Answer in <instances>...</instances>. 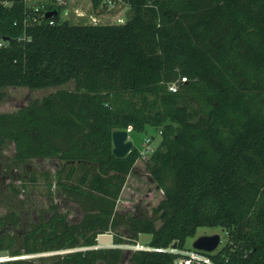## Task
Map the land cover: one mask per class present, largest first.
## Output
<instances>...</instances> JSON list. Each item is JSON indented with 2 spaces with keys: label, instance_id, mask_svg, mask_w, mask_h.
Wrapping results in <instances>:
<instances>
[{
  "label": "trees",
  "instance_id": "16d2710c",
  "mask_svg": "<svg viewBox=\"0 0 264 264\" xmlns=\"http://www.w3.org/2000/svg\"><path fill=\"white\" fill-rule=\"evenodd\" d=\"M130 1L117 24L33 21L24 0H0V99L7 86L74 83L0 112V147L13 141L16 163L69 165L56 183L87 210L70 223L53 203L22 248L0 234L11 256L0 264H121V225L132 244L151 235L152 249H134L127 264H176L203 226L229 233L217 252L201 250L212 264H264V0ZM147 125L161 136L144 161L163 197L151 215L126 216L118 199L143 158L135 145L116 156L113 131ZM109 231L115 245L98 246ZM47 251L56 253L24 256Z\"/></svg>",
  "mask_w": 264,
  "mask_h": 264
},
{
  "label": "rangeland",
  "instance_id": "374dc122",
  "mask_svg": "<svg viewBox=\"0 0 264 264\" xmlns=\"http://www.w3.org/2000/svg\"><path fill=\"white\" fill-rule=\"evenodd\" d=\"M75 8L79 7V11H84V16L80 18L86 20L91 19L89 11L91 3L89 0H74ZM75 13L73 18L76 19ZM89 18V19H88ZM92 21V20H90ZM74 88L73 81H70L61 86H47L43 88H31L28 86H7L4 88L5 97L0 99V112L13 111L30 101L42 98L50 92L60 88ZM129 136L133 140L134 145L143 150L146 146V139L150 137L151 147L155 149L161 141V136L158 131L151 125H147L144 130L134 131L128 128ZM15 146L13 141H7L0 147V220H4L3 225H0V234L12 235L15 237L16 248H22L23 238L25 233L32 230L34 226L40 222L50 219L54 212L53 203L57 204L58 212L66 213L67 220L70 223L77 222L87 212L86 207L79 202L78 199L70 197L63 187L56 183L55 172L57 169L64 167L63 176L69 169V165L58 158H33L26 163H16L14 160ZM149 158V157H148ZM146 159H140L131 174L127 176L125 187L118 199L117 209L126 216H149L152 213L153 206L157 205L163 197V191L156 184L154 179L146 167ZM50 174L49 179L45 174ZM79 168L74 177L66 183H76L79 180ZM52 184L50 185V181ZM160 221H157V225ZM116 232L127 239L126 243L121 246L125 248L121 264H127L131 252L136 248L146 246V241H141V236L135 244L129 241L131 233L121 225ZM115 231H109L115 235ZM220 234L222 241L216 248L217 252L229 240V233L225 227H207L198 228L194 237H190L186 243L187 251L198 250L193 247L194 240L200 235ZM114 243H99L98 246H113ZM174 248H176L174 246ZM64 250L60 251L63 252ZM65 252V251H64ZM56 252L47 251L37 254L24 255L25 257H37L40 255H49ZM9 257L10 253H8ZM98 264H104L100 261Z\"/></svg>",
  "mask_w": 264,
  "mask_h": 264
},
{
  "label": "built area",
  "instance_id": "2783aa9c",
  "mask_svg": "<svg viewBox=\"0 0 264 264\" xmlns=\"http://www.w3.org/2000/svg\"><path fill=\"white\" fill-rule=\"evenodd\" d=\"M28 6H30L31 14L33 16V21H39V17L43 16L45 18H50V23H55L52 18L56 14H59L62 19H73L79 21V15L84 16V11H79V7L75 8L74 11L73 3L74 0H24ZM91 3V10L89 11V16L91 19L86 20L85 18H80L90 23H117L123 24L127 20V13L131 8L130 0H89ZM7 3V2H5ZM56 11L54 14L47 16V13L51 11ZM73 13H75L76 19L73 18ZM86 17V16H84ZM92 20V21H90ZM186 80V77L182 78V81ZM170 89L175 91L178 88V82L170 83ZM146 146L141 150L142 158L147 159L155 149L151 147V139L148 137L146 139ZM141 248L152 249L149 246H142ZM162 250V248H153ZM169 250L176 251L172 245ZM184 256L179 257L176 260V264H199L201 262H207L212 264L211 259L208 255L203 253L201 250H192L184 253Z\"/></svg>",
  "mask_w": 264,
  "mask_h": 264
},
{
  "label": "water",
  "instance_id": "95a60500",
  "mask_svg": "<svg viewBox=\"0 0 264 264\" xmlns=\"http://www.w3.org/2000/svg\"><path fill=\"white\" fill-rule=\"evenodd\" d=\"M56 11H51L47 13V16L54 14ZM113 153L118 157L127 156L134 147V142L129 136L128 129H116L113 131ZM150 234H143L141 236V241L145 242L150 239ZM222 241L220 234H211V235H200L194 242L193 247L207 252H213L220 245ZM98 243H114V235L107 233H102L98 236ZM177 243H174L173 246L176 247ZM8 251H0V261L9 259Z\"/></svg>",
  "mask_w": 264,
  "mask_h": 264
}]
</instances>
